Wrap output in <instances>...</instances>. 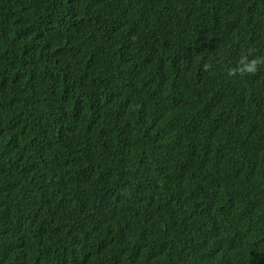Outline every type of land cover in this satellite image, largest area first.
Segmentation results:
<instances>
[{"label":"trees","instance_id":"obj_1","mask_svg":"<svg viewBox=\"0 0 264 264\" xmlns=\"http://www.w3.org/2000/svg\"><path fill=\"white\" fill-rule=\"evenodd\" d=\"M223 2H2L0 264H264V0Z\"/></svg>","mask_w":264,"mask_h":264},{"label":"clouds","instance_id":"obj_2","mask_svg":"<svg viewBox=\"0 0 264 264\" xmlns=\"http://www.w3.org/2000/svg\"><path fill=\"white\" fill-rule=\"evenodd\" d=\"M4 0H0V5L2 4ZM21 0H12V3L10 4V8L15 9L16 3ZM233 0H224V2L221 5L222 12L230 11L232 6ZM249 54L245 55L242 54L239 62L236 67H232L228 70L227 75L229 77H236L239 75L240 77H245L248 75H254L256 74L261 66H264V56L261 57H254L252 59H249ZM210 67V66H206Z\"/></svg>","mask_w":264,"mask_h":264}]
</instances>
